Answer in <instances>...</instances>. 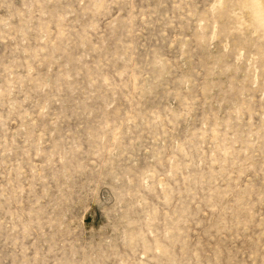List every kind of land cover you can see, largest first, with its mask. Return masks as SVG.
I'll use <instances>...</instances> for the list:
<instances>
[{"label": "rangeland", "instance_id": "1", "mask_svg": "<svg viewBox=\"0 0 264 264\" xmlns=\"http://www.w3.org/2000/svg\"><path fill=\"white\" fill-rule=\"evenodd\" d=\"M0 264H264L252 0H0Z\"/></svg>", "mask_w": 264, "mask_h": 264}, {"label": "bare ground", "instance_id": "2", "mask_svg": "<svg viewBox=\"0 0 264 264\" xmlns=\"http://www.w3.org/2000/svg\"><path fill=\"white\" fill-rule=\"evenodd\" d=\"M256 21L264 29V0H252Z\"/></svg>", "mask_w": 264, "mask_h": 264}]
</instances>
